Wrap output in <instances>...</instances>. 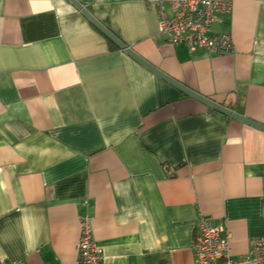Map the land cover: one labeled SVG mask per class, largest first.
<instances>
[{
    "label": "crops",
    "instance_id": "obj_1",
    "mask_svg": "<svg viewBox=\"0 0 264 264\" xmlns=\"http://www.w3.org/2000/svg\"><path fill=\"white\" fill-rule=\"evenodd\" d=\"M78 1L165 74L264 123V0L218 13L224 54L166 41L146 0ZM108 40L68 0H0V260L76 264L86 216L101 264H195L200 214L243 258L264 236V130Z\"/></svg>",
    "mask_w": 264,
    "mask_h": 264
},
{
    "label": "built area",
    "instance_id": "obj_2",
    "mask_svg": "<svg viewBox=\"0 0 264 264\" xmlns=\"http://www.w3.org/2000/svg\"><path fill=\"white\" fill-rule=\"evenodd\" d=\"M157 13V34L172 44L183 43L190 50L205 49L219 54L231 52L233 42L226 33H211L218 13L230 11V0H146ZM76 264H101L102 252L92 237L90 219L80 217ZM192 253L195 264H264V236L250 240L248 254L238 260L229 255L228 231L223 223L198 216ZM0 264H22L2 258Z\"/></svg>",
    "mask_w": 264,
    "mask_h": 264
},
{
    "label": "water",
    "instance_id": "obj_3",
    "mask_svg": "<svg viewBox=\"0 0 264 264\" xmlns=\"http://www.w3.org/2000/svg\"><path fill=\"white\" fill-rule=\"evenodd\" d=\"M70 3H72L107 39H109L113 44H115L119 49L123 50L125 53H127L130 57L138 61L140 64L148 68L150 71L182 91L183 93L199 100L200 102L204 103L211 109L227 115L229 117H232L234 119H237L241 122H244L248 125L254 126L256 128L264 130V123L258 122L254 119H251L249 117H246L244 115H241L232 109H229L228 107L217 103L216 101H213L212 99L201 95L200 93H197L196 91L188 88L184 84L178 82L174 78L170 77L169 75L165 74L163 71L152 65L150 62H148L146 59L138 55L129 45L121 41L112 31H110L102 22H100L94 15L84 6L82 5L78 0H68Z\"/></svg>",
    "mask_w": 264,
    "mask_h": 264
},
{
    "label": "trees",
    "instance_id": "obj_4",
    "mask_svg": "<svg viewBox=\"0 0 264 264\" xmlns=\"http://www.w3.org/2000/svg\"><path fill=\"white\" fill-rule=\"evenodd\" d=\"M108 42H109V44H110L112 47L115 48V44H113L110 40H108ZM212 110H213V109H212ZM213 111H215V110H213Z\"/></svg>",
    "mask_w": 264,
    "mask_h": 264
}]
</instances>
